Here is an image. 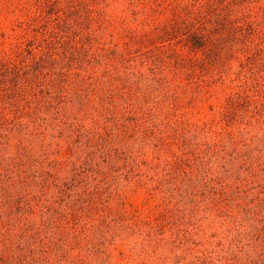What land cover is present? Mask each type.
<instances>
[{
  "label": "rangeland",
  "instance_id": "1",
  "mask_svg": "<svg viewBox=\"0 0 264 264\" xmlns=\"http://www.w3.org/2000/svg\"><path fill=\"white\" fill-rule=\"evenodd\" d=\"M248 18L264 32V0H0V60L62 25L96 68L115 52L123 80L141 73L138 87L154 91L142 107L116 96L105 113L58 119L41 147L23 135L24 162L14 148L0 155L3 167L15 157L19 181L0 179L1 201L14 196L0 211V264H264V60L241 67L238 43L220 62L184 38L198 27L228 45Z\"/></svg>",
  "mask_w": 264,
  "mask_h": 264
},
{
  "label": "trees",
  "instance_id": "2",
  "mask_svg": "<svg viewBox=\"0 0 264 264\" xmlns=\"http://www.w3.org/2000/svg\"><path fill=\"white\" fill-rule=\"evenodd\" d=\"M242 15L248 17L249 13L246 12ZM55 25L45 34L43 33L45 36L42 37L39 44L35 45L34 42H31L23 49L18 50L13 57L0 60V155L14 148L13 155H19L16 158L24 162L27 156L34 153H29L32 150L25 147L28 145L22 142L23 138L27 137L26 140L40 142L39 146L41 147L43 146L41 140L45 138L43 131L45 126L53 123L57 125L58 119L62 120V124H65L66 120L71 124L79 115L105 113L106 108L112 106V101L116 96H124L123 99L126 100V104H130L132 107L139 105L142 107L143 104H148L153 100L154 91L138 87L144 82L141 73L137 79L126 81V77L130 74L121 73L116 69L118 67H115L113 62L115 63L118 58H121L119 55L117 56L114 52L112 63L102 67V69L96 68L97 61L89 58L91 54L87 50L83 52L84 48L82 49L77 43L71 41L64 34L62 25ZM66 26L67 24L64 27ZM231 27L233 32L229 39L232 40L228 45L227 40H225L227 37L220 35L207 37L199 31L198 27L189 31L184 38L186 42H189L191 48L201 50L205 56L207 54L214 55L220 62L222 61L220 54L224 48H227V54L232 55V47L238 43L244 45L242 47L244 48L245 62L241 59V67L248 64L251 57L264 60V32L256 31L251 19L246 20L244 25L232 24ZM255 34L258 42L255 44L254 52H251L248 44H246V39L248 38L250 41L251 36L254 37ZM220 38L223 39L219 41ZM250 42L252 43L253 40ZM42 44L44 45L42 46ZM261 45L262 47H260ZM106 59L108 60V57ZM77 64L78 67L82 68H80V72L75 73L73 70ZM263 76H258L257 79H261ZM129 82L135 85L128 88ZM125 88L130 90L123 91ZM232 99L231 97L230 100ZM71 128L74 132L73 124ZM77 129V125H75V130ZM104 135H97V137L102 138ZM20 138L23 145L19 142ZM102 139L106 140L105 137ZM111 141L112 138H109L107 141L101 142L100 145L107 146ZM33 142H30L29 146H32ZM83 143L84 141L77 137L74 140V149ZM40 151L48 155V149ZM26 153V157L22 155ZM8 157L3 156L2 158L7 159ZM14 158L8 160V164L4 165L5 167L1 165L4 164V159L0 160V179H7L1 184L13 186L19 182L15 180L11 172L16 167ZM50 161L54 163L56 159L49 157L47 162ZM36 163L30 164V168H34L33 172H40L39 177L42 183L51 182L49 181V169L51 167L47 163L46 166ZM72 171L70 174H64L62 178H59L57 184L67 187L75 175V173L72 175ZM1 184L0 186H3ZM6 195L8 197L4 202L1 201L0 197V211L12 209L13 193H6ZM16 208L23 215L21 211L28 208L27 202L25 205L22 202L18 203ZM53 222L55 228L62 223L59 219Z\"/></svg>",
  "mask_w": 264,
  "mask_h": 264
}]
</instances>
